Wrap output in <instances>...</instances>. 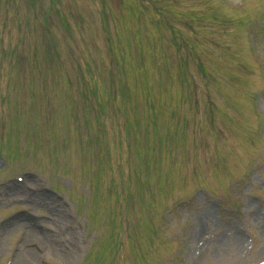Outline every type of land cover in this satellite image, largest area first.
Returning <instances> with one entry per match:
<instances>
[{
  "label": "rangeland",
  "instance_id": "1",
  "mask_svg": "<svg viewBox=\"0 0 264 264\" xmlns=\"http://www.w3.org/2000/svg\"><path fill=\"white\" fill-rule=\"evenodd\" d=\"M263 93L264 0H0V264H264Z\"/></svg>",
  "mask_w": 264,
  "mask_h": 264
},
{
  "label": "bare ground",
  "instance_id": "2",
  "mask_svg": "<svg viewBox=\"0 0 264 264\" xmlns=\"http://www.w3.org/2000/svg\"><path fill=\"white\" fill-rule=\"evenodd\" d=\"M24 220H27V219H24ZM17 224V223H16ZM11 226H14V224L12 225H6L5 226V229H3L4 231H2L3 233L5 232V230H7L9 227H11ZM2 233V234H3ZM29 234H30V236H31V234H32V232L30 231L29 232ZM0 247H1V245H0ZM10 249H9V247L7 248V251H9ZM2 252H1V249H0V254H1ZM36 256V251H34V250H30V251H28V252H26V253H24L23 255H19L18 257H17V259H15V262L13 263V264H33V260H34V257ZM73 263H74V261H73ZM72 263V264H73Z\"/></svg>",
  "mask_w": 264,
  "mask_h": 264
}]
</instances>
